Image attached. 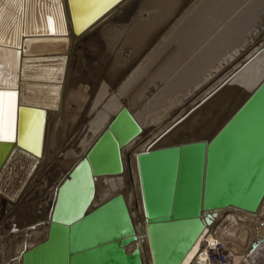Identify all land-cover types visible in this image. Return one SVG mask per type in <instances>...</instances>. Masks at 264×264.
<instances>
[{
    "label": "bare ground",
    "instance_id": "1",
    "mask_svg": "<svg viewBox=\"0 0 264 264\" xmlns=\"http://www.w3.org/2000/svg\"><path fill=\"white\" fill-rule=\"evenodd\" d=\"M2 7L0 44L13 46L21 3ZM57 11L65 34L48 30L56 38L28 42L23 51L59 56L25 66L29 78L53 82L22 89V102L45 110L36 117L40 155L0 142L9 143L0 144V264H21L22 253L46 238L57 187L83 156L96 177L90 208L122 193L142 263L152 264L137 155L209 142L263 83L264 0H119L80 30L73 14L87 10L72 0H28L26 30L44 29L50 14L54 26ZM36 112L21 111L29 121ZM257 140L264 142V131ZM223 149L216 148V166ZM248 152L241 148L222 176L232 179ZM263 190L264 160L249 193L234 199L245 208L201 212L205 228L181 264H264Z\"/></svg>",
    "mask_w": 264,
    "mask_h": 264
},
{
    "label": "water",
    "instance_id": "2",
    "mask_svg": "<svg viewBox=\"0 0 264 264\" xmlns=\"http://www.w3.org/2000/svg\"><path fill=\"white\" fill-rule=\"evenodd\" d=\"M27 11L28 0H22L17 29L21 32L17 38L21 47L0 44V48L21 54L15 71L20 112H45L43 108L22 102V89L26 86L46 87L53 82L29 78L25 66L51 64L59 56L25 54L24 42L56 37L49 36L48 32H28ZM19 116L18 113V130ZM263 131L264 81L209 142L180 143L148 149L137 155L152 264L182 263L205 228L201 219L203 210L228 206L245 208L234 199L249 193L260 172L264 142H259L257 136ZM14 144L17 143H12L11 147ZM221 145H224V151L216 166V148ZM243 147L249 152L243 154L240 171L232 179L229 175L222 176L228 165L236 162ZM13 152L14 149L11 154ZM95 180L89 159L81 157L57 187L46 238L22 253L21 264H143L123 194L118 193L90 208L96 192ZM246 209L253 211L255 207ZM131 243H135V247L127 252L126 247Z\"/></svg>",
    "mask_w": 264,
    "mask_h": 264
},
{
    "label": "snow or ice",
    "instance_id": "3",
    "mask_svg": "<svg viewBox=\"0 0 264 264\" xmlns=\"http://www.w3.org/2000/svg\"><path fill=\"white\" fill-rule=\"evenodd\" d=\"M5 2L19 4L22 3V0H0V43H3L2 6ZM32 2L47 3L53 6H60L61 4V0H30V3ZM72 3L87 10L73 14V22H80L78 25V30H80L103 11L119 3V0H72ZM55 15L58 16V19L54 26L52 24L53 16L50 14L46 27L44 29L37 28L36 31L47 32L51 30L56 34H65L66 26L62 13L57 11ZM20 34L21 32L18 31L17 36ZM24 43L27 45L28 42ZM20 47V43H16L15 48L19 49ZM3 53L4 49L0 48V142L19 143L24 148L30 147L31 152L39 156L40 122L36 117L42 116L43 113L36 112L30 121L24 118L25 114L21 113L19 109L17 77L13 74L19 67L21 54L19 51H13L11 57H5ZM5 59H8L7 68L11 71L5 72ZM18 113L20 115L19 130L17 127Z\"/></svg>",
    "mask_w": 264,
    "mask_h": 264
},
{
    "label": "rangeland",
    "instance_id": "4",
    "mask_svg": "<svg viewBox=\"0 0 264 264\" xmlns=\"http://www.w3.org/2000/svg\"><path fill=\"white\" fill-rule=\"evenodd\" d=\"M78 52H81V50H79V51H77L76 53H78ZM244 59V58H243ZM76 64H78V62L77 63H75L74 65L76 66ZM78 66V65H77ZM78 69H80V66H79V68ZM80 71V70H79ZM72 107H74V106H72ZM264 253V252H263ZM264 255V254H263Z\"/></svg>",
    "mask_w": 264,
    "mask_h": 264
}]
</instances>
